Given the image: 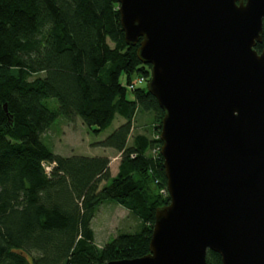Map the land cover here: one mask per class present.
<instances>
[{
  "label": "trees",
  "instance_id": "obj_1",
  "mask_svg": "<svg viewBox=\"0 0 264 264\" xmlns=\"http://www.w3.org/2000/svg\"><path fill=\"white\" fill-rule=\"evenodd\" d=\"M137 47L126 43L118 0H0V264H103L149 252L156 208L170 196L160 191L165 112ZM141 115L150 128L129 144ZM59 117H79L95 134L124 119L96 142L121 153L115 176L106 155H61L44 141ZM43 162H55L50 174ZM107 200L139 223L101 246L92 220ZM207 264H223L221 255L208 250Z\"/></svg>",
  "mask_w": 264,
  "mask_h": 264
},
{
  "label": "water",
  "instance_id": "obj_2",
  "mask_svg": "<svg viewBox=\"0 0 264 264\" xmlns=\"http://www.w3.org/2000/svg\"><path fill=\"white\" fill-rule=\"evenodd\" d=\"M118 1L165 112L170 201L148 253L103 264H264V0Z\"/></svg>",
  "mask_w": 264,
  "mask_h": 264
},
{
  "label": "rangeland",
  "instance_id": "obj_3",
  "mask_svg": "<svg viewBox=\"0 0 264 264\" xmlns=\"http://www.w3.org/2000/svg\"><path fill=\"white\" fill-rule=\"evenodd\" d=\"M135 76V75H134ZM121 82H127V75H121ZM52 108H58L57 98L51 97L45 99ZM123 118H117L112 125L100 134L89 131L82 119L76 117L69 121L64 117H59L44 134V141L56 152L61 155L77 154H103L111 159L110 167L112 176L118 172V160L114 158V148L105 149L96 145V142L106 138L120 123ZM151 117L149 115L140 116L135 123V128L129 137V144L132 142L133 136L137 132L148 131L150 128ZM151 155H156V150H151ZM105 181L101 183L103 185ZM138 225L136 218L123 205L113 200H107L97 207L95 216L92 220L96 234V242L104 245L112 240L119 232L133 230ZM137 229V228H136Z\"/></svg>",
  "mask_w": 264,
  "mask_h": 264
},
{
  "label": "built area",
  "instance_id": "obj_4",
  "mask_svg": "<svg viewBox=\"0 0 264 264\" xmlns=\"http://www.w3.org/2000/svg\"><path fill=\"white\" fill-rule=\"evenodd\" d=\"M142 80H143V78L140 79V81H142ZM54 165H55V162H52V163H49V162H43V166H44V168H45V171H46L48 174H50V172L52 171ZM160 191H161V193H163V194H169L167 187L161 188Z\"/></svg>",
  "mask_w": 264,
  "mask_h": 264
},
{
  "label": "crops",
  "instance_id": "obj_5",
  "mask_svg": "<svg viewBox=\"0 0 264 264\" xmlns=\"http://www.w3.org/2000/svg\"><path fill=\"white\" fill-rule=\"evenodd\" d=\"M105 149H113V148H105ZM114 153H115V155H114V158L116 159V160H118V164L120 163V158H121V153L120 152H118V151H116V150H114ZM90 155H101V154H90ZM103 155V154H102ZM129 211V210H128ZM136 218V217H135ZM136 220H137V223H139V221H138V219L136 218Z\"/></svg>",
  "mask_w": 264,
  "mask_h": 264
}]
</instances>
